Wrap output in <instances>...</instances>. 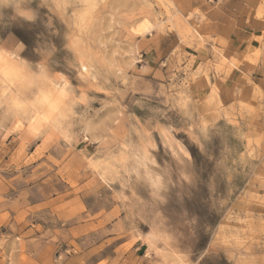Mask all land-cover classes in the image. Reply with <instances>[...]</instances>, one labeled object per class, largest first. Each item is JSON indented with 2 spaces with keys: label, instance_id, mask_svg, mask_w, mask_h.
Returning <instances> with one entry per match:
<instances>
[{
  "label": "rangeland",
  "instance_id": "1",
  "mask_svg": "<svg viewBox=\"0 0 264 264\" xmlns=\"http://www.w3.org/2000/svg\"><path fill=\"white\" fill-rule=\"evenodd\" d=\"M192 3L102 0L88 62L65 49L46 9L0 26L30 60L52 48L58 87L75 102L62 137L30 135L33 121L0 127V264H168L167 253L264 264V132L242 100L214 105L215 87L198 109L197 78H210L189 54ZM253 4L261 20L264 0Z\"/></svg>",
  "mask_w": 264,
  "mask_h": 264
},
{
  "label": "clouds",
  "instance_id": "2",
  "mask_svg": "<svg viewBox=\"0 0 264 264\" xmlns=\"http://www.w3.org/2000/svg\"><path fill=\"white\" fill-rule=\"evenodd\" d=\"M33 3L37 8L31 7ZM102 7V0H0V26L10 21L34 23L39 9H46L66 29L65 49L88 62L93 54L87 51L86 37L94 31ZM24 50V43L11 33L0 39V127L16 120L33 121L30 135L62 137L75 102L67 90L58 87L52 48L38 47L40 58L35 61L25 57Z\"/></svg>",
  "mask_w": 264,
  "mask_h": 264
},
{
  "label": "crops",
  "instance_id": "3",
  "mask_svg": "<svg viewBox=\"0 0 264 264\" xmlns=\"http://www.w3.org/2000/svg\"><path fill=\"white\" fill-rule=\"evenodd\" d=\"M247 2L250 0H196L191 4V10L197 12L193 17L197 36L189 54L195 59V68L201 70L199 75L206 71L210 78L209 84L202 76L197 78L195 102L198 109L202 107L200 95L210 98L215 87L214 105L228 108L242 100L258 114L254 122L264 132V38L257 41L263 37L264 16L257 19V5ZM256 50L260 51L257 59L253 56ZM144 54L149 60L161 55L152 47ZM218 121L226 120L221 116Z\"/></svg>",
  "mask_w": 264,
  "mask_h": 264
},
{
  "label": "bare ground",
  "instance_id": "4",
  "mask_svg": "<svg viewBox=\"0 0 264 264\" xmlns=\"http://www.w3.org/2000/svg\"><path fill=\"white\" fill-rule=\"evenodd\" d=\"M148 29L149 28L145 24H140L134 29L133 33L135 35L143 36L144 34H146ZM16 126H17V123L14 122L11 129L16 130ZM165 258H166L165 260L167 261L168 264H182L180 259L172 253H167V255H165Z\"/></svg>",
  "mask_w": 264,
  "mask_h": 264
}]
</instances>
